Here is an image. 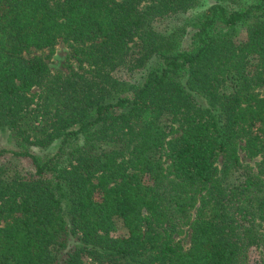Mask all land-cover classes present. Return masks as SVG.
Instances as JSON below:
<instances>
[{"label":"trees","instance_id":"obj_1","mask_svg":"<svg viewBox=\"0 0 264 264\" xmlns=\"http://www.w3.org/2000/svg\"><path fill=\"white\" fill-rule=\"evenodd\" d=\"M201 2L0 0V264H264V0Z\"/></svg>","mask_w":264,"mask_h":264},{"label":"rangeland","instance_id":"obj_2","mask_svg":"<svg viewBox=\"0 0 264 264\" xmlns=\"http://www.w3.org/2000/svg\"><path fill=\"white\" fill-rule=\"evenodd\" d=\"M216 2V0H202L201 5L199 6L198 9L189 11L185 14H176V15H169V16H164L162 18L156 19L153 23L152 26L154 27L155 30L158 32H161L163 34L175 29L176 27L182 26L183 23L185 22L187 16L189 13H195V12H200L203 10L205 7H208L209 5L213 4ZM239 4L242 5H250L255 2V0H238ZM228 6V5H227ZM229 8H233L231 6H228ZM246 38V32L245 28L242 26H238L236 28V34L234 40L237 43H240L244 41ZM67 48L65 45L60 41L57 46L55 47V50L52 54L49 55L47 51H33L32 56H39L44 58L45 62L47 63L50 71L53 74L56 73H63V74H68L70 71L69 65L66 62V56H67ZM72 69H76L75 64L72 65ZM144 71L143 70H125V69H118L114 72V76H116L119 79L122 80H127L130 82H139L142 77H143ZM36 91V90H35ZM8 146L6 143L5 137L0 138V148ZM56 146L57 142L51 145L49 148L46 150H39L35 149V152L40 155L48 154L51 155L56 151ZM241 163L244 165H248L255 171L256 164L259 161V158L255 159H248L245 157L244 152L240 150L239 152ZM4 163H11L17 170L22 173H30L33 172V165L31 161L27 158L23 157H12L10 154H5L0 158V164ZM218 167L222 166V160L220 159L218 161ZM126 233L125 228L123 227L121 221L117 220L116 221V229L112 233L113 236H122ZM182 244L184 245L185 248H188L189 246V233L187 232L182 238H181ZM250 261L251 263H254L260 259L263 258L264 260V248H259V249H251L250 253Z\"/></svg>","mask_w":264,"mask_h":264}]
</instances>
